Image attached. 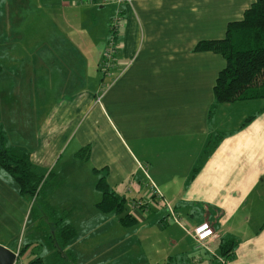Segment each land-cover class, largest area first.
Returning <instances> with one entry per match:
<instances>
[{
  "label": "crops",
  "instance_id": "crops-1",
  "mask_svg": "<svg viewBox=\"0 0 264 264\" xmlns=\"http://www.w3.org/2000/svg\"><path fill=\"white\" fill-rule=\"evenodd\" d=\"M9 1L15 8L12 14L8 10V28L11 20L17 30L23 24L27 28L32 21L29 15L41 13V18L35 17L40 21L37 28L43 39L41 45L52 44V40L54 45L55 36L60 34L52 35V31L63 30L68 37L67 50L79 53L66 58L70 53L64 47L51 54L40 48L22 59L9 51L15 61H51L55 64L50 66H57V70H42L36 96L27 91L29 64L21 72L25 84L10 79L4 88L5 93L20 94L17 100H11L20 104L14 112L22 110L25 103L32 108L25 118L20 112H13L10 118L23 140H33L28 152L34 166H56L72 146V151L64 155L67 162L75 164L74 170L84 168L92 174L93 189L99 193L92 208L106 214L96 205L102 198L101 190L95 187L101 176L108 188L128 196L125 205L132 212H125L136 218L133 225L142 227L137 241L142 242L143 253L148 245H154L163 229L171 227L166 232L167 244L175 247L174 252L185 264H213L223 238L235 240L226 264H264V98L217 103L212 89L225 59L211 51H194L198 41L225 35L223 25L221 32L215 33L211 27L204 32V26L216 21L213 12L224 7L233 9L235 4L238 8L242 4L244 8L239 10L244 11L253 0ZM101 9L108 18L122 14L118 16L116 51L111 66L104 71L105 82L98 75L104 69L102 58L107 44L94 46L106 39L105 33L89 36L91 43L87 46L83 39L98 18L94 14ZM243 11L232 20L240 19ZM28 38L30 42L32 38ZM62 62L68 64L66 71L59 67ZM76 64L84 68V74L75 72ZM80 79L85 80L82 88ZM50 92L57 96L49 99ZM235 111L236 117H232ZM31 117L34 128L29 127ZM84 147H88L87 152L77 155ZM150 182L186 228L173 220L167 207L160 208L153 202ZM115 218L114 225L119 228L122 223L118 216ZM109 220L95 225L91 237L98 230L105 237L114 236V232H107ZM204 221L211 223L220 238L197 247L187 230ZM119 241L116 246L122 258H112L114 250L110 248L105 250L109 256L103 261L111 257L114 264H151L149 259L158 251L152 248L137 261L128 262L135 243ZM89 242L85 247L68 246L70 242L56 245L57 250L51 252L56 254L53 263L96 264L102 248ZM2 244L17 254L15 264H25L23 260L18 262L20 249ZM82 248L89 255L80 257ZM160 258L166 259L164 254Z\"/></svg>",
  "mask_w": 264,
  "mask_h": 264
},
{
  "label": "rangeland",
  "instance_id": "rangeland-1",
  "mask_svg": "<svg viewBox=\"0 0 264 264\" xmlns=\"http://www.w3.org/2000/svg\"><path fill=\"white\" fill-rule=\"evenodd\" d=\"M14 8L15 7L13 3H11L9 0H0V64L2 66V70L0 72V123L7 133V145L15 150L17 148H21L23 151L28 152V150L33 147V140L29 142L23 140V138L20 136V133L15 130V125H13V122L10 118L13 115L14 110L20 106L19 103L11 102V100H17L20 94L5 93L4 88L9 84L10 79H15L22 84H25L26 78H23L21 72L24 71L23 67H27L29 64L31 67V73L29 74L31 81H29L30 87L27 88V91H33L34 96H36V94L40 93L41 85L39 80L42 70H57V66H50L51 64H55V62L51 61H43V63H41L39 60L15 61L11 59L9 51H12L13 56L17 54L23 59L25 54H29V52L34 53L40 48L43 50L45 49L50 54L56 53L58 49L62 47L66 48L67 50L69 47V42L68 37L65 33H63V30H53L52 35L54 33L60 34L58 38L55 36L54 45L53 40L52 44L45 43L46 45H41V41H43V39L40 36V29L37 28L40 27V21L39 19L35 21V17H42L41 13L29 15L32 21H28L29 27L27 28L25 27V24H23L20 27V30H17L15 28L16 22L12 20L10 22L11 27L8 28L7 19L10 16L8 10L10 9L12 14ZM232 8L233 9L224 7V9H220L219 12H217V10L213 12V14H215L217 17L216 21L213 20L214 22L212 25L210 24L208 26H204V32H206L209 27L214 28L215 33L221 32L222 25L225 26L223 29L226 30L228 21L237 16L239 12H242L243 10L239 9H243L244 7L242 4H239L238 8L235 4L232 6ZM237 9L239 11H237ZM121 15L122 14L117 15L115 18L118 16L121 17ZM94 16L98 18L94 21V27L90 30L88 27L87 29L89 31L86 30V35H83L84 43L86 46L89 45L91 43V38H88L89 36L94 35V33L103 32L106 35V39L102 43L97 42L94 46L104 47V45L107 44L109 28L113 25V18H111L112 16L108 18V13H106L105 10L95 13ZM118 25H120L119 22ZM17 32L20 33L19 36L16 35ZM28 37L32 38L30 42ZM56 43H58L59 46H56ZM92 47L93 46H91V48ZM69 53L70 54H67L64 57L67 58L72 55H79L77 51ZM57 56H59L58 53ZM66 62H68V60H66ZM66 62L59 64V67L61 66L60 68L63 71H66L68 68V64ZM62 67H64L65 70ZM19 69H21V71H19ZM80 70L81 69L76 64L75 72L84 74V68L81 70V72ZM17 71L18 73L15 76ZM100 71V76L98 75V79L104 81L103 75L105 69H100ZM84 82L85 80H79L80 88L83 87ZM56 96V92H50L48 94L49 99ZM98 96H100V94ZM98 100H100V98H98ZM30 109L32 108L27 103H25L23 104V109L17 110L18 112H14V114H18L20 112V115L25 118V113L30 112ZM45 109L46 105L43 104V111ZM236 113L237 112L235 111L232 114V117H236ZM29 127H35L33 117L30 118ZM71 147L72 146L67 148L64 155H67L72 151ZM64 155L60 157L56 166L46 168L34 166L38 173L46 177L41 182L42 184L45 180V186L39 191L38 194L34 196L21 194L19 191L18 182L16 181L15 177L7 172L6 169L0 164V245L4 246L2 243H7L12 248L15 247L16 250L20 249L18 262L23 260L24 263L27 264L29 261L40 256L42 258L46 257L42 259L40 264H55L53 263L52 258L56 254L51 252L57 250L56 245H63L61 237H59V234L61 233L58 232V229L62 228L64 219L68 225H72L76 228V234L71 239H69L68 243H70L68 246L85 247L90 243L89 241H91V245H100L102 248L100 252L102 253L96 264H114L111 257L122 258L120 255L121 253L118 252V247L116 246L119 239L121 244H124L127 240V244L135 243L132 245L134 249H131V252L129 253V257L127 259L128 262L137 261L141 258L142 254L145 256L144 253H146V251L151 250L152 248H158V251L156 249L154 250V255L157 251L156 255L151 256L149 259L151 264H185L182 262V257L178 256V254L174 252L175 247L172 245L169 247L167 244L168 235L166 232L168 227L163 229L158 237H155L154 245H148L147 249L143 253L142 247L144 246L142 242L137 241L138 234L142 229L141 226L132 225L125 227L120 225L119 228H117L113 221L117 220V218H115L114 212L102 215L99 211H96L97 208H92L93 200L98 199L99 196L98 191L93 189L94 182L92 180V174L84 171V168L79 169L77 167L76 170H74L76 167L75 164L73 162L68 163L67 158ZM142 165L144 167L147 166V164L144 163H142ZM41 184L39 183L37 190L41 187ZM127 199H129L128 196ZM159 206L160 208L166 207L165 205L161 204ZM126 210L130 213L132 212L130 207L128 209L126 207ZM108 219H110L108 222V228L110 229L107 232H110V234L114 232V236L111 238L110 235L105 237L99 233L102 232V230H98L97 235L95 237H91V230L94 228V226L99 225L100 222H104ZM169 220L170 223L174 225V221L172 219ZM170 228L168 229L170 230ZM183 235L184 238H189V236L186 234ZM174 236H176L175 233ZM158 243H160L159 246H157ZM189 245L192 246L190 243ZM110 248H112L116 253L113 251L112 256L108 257V260L103 261V258L108 255V252H105V250ZM176 249H178V247ZM149 252L150 251H148V253ZM167 252L169 253L167 254ZM78 253L80 254V257L81 254H83V257H85V255H89L87 252H83V248L80 249ZM162 254H164L166 257L165 261L160 260V256H162ZM156 261L158 262L156 263Z\"/></svg>",
  "mask_w": 264,
  "mask_h": 264
},
{
  "label": "trees",
  "instance_id": "trees-1",
  "mask_svg": "<svg viewBox=\"0 0 264 264\" xmlns=\"http://www.w3.org/2000/svg\"><path fill=\"white\" fill-rule=\"evenodd\" d=\"M194 51H211L225 59V65L218 71L212 89L217 103L264 98V0H253L243 11L240 19L227 23L223 37L200 40L194 46ZM6 141V130L0 123V164L15 177L21 194L28 196L38 194L45 186V180L42 184L41 182L46 177L36 171L29 152L21 148L15 150L8 146ZM87 150L88 147L81 148L77 155L83 156ZM39 183L41 187L37 190ZM95 187L101 190L102 198L96 205L102 212H114L125 226H131L136 222L132 214L125 212L127 197L108 188L102 176L95 183ZM151 199L153 202L158 200L152 193ZM58 232L61 233L59 237L63 245L76 234V230L64 219L63 226ZM218 238L219 234L215 240ZM234 246L235 240L221 239L213 264H220L218 257L224 259L226 264L233 254ZM39 258L27 264L39 263Z\"/></svg>",
  "mask_w": 264,
  "mask_h": 264
},
{
  "label": "built area",
  "instance_id": "built-area-1",
  "mask_svg": "<svg viewBox=\"0 0 264 264\" xmlns=\"http://www.w3.org/2000/svg\"><path fill=\"white\" fill-rule=\"evenodd\" d=\"M118 17H114L113 19V25L110 26V36L107 40V47L105 51L103 52V58H102V68H108L111 66V59H113L114 53L116 51V45H115V36L118 29ZM151 193L158 199L156 202H154L156 205H165L169 210V215L173 218V220L185 227L183 222H181L180 217L176 214V212L173 210V208L168 204L166 200L163 199L162 193L156 189L152 183L149 185ZM188 234L192 236L194 239L196 246H204L206 247L209 242L214 241L215 238L218 237V234L214 231L212 225L207 222H201L197 226L193 227L190 230H187ZM218 260L220 264H225L224 260L221 257H218ZM15 264V263H14Z\"/></svg>",
  "mask_w": 264,
  "mask_h": 264
},
{
  "label": "water",
  "instance_id": "water-1",
  "mask_svg": "<svg viewBox=\"0 0 264 264\" xmlns=\"http://www.w3.org/2000/svg\"><path fill=\"white\" fill-rule=\"evenodd\" d=\"M17 254L8 248L0 245V264H14Z\"/></svg>",
  "mask_w": 264,
  "mask_h": 264
}]
</instances>
